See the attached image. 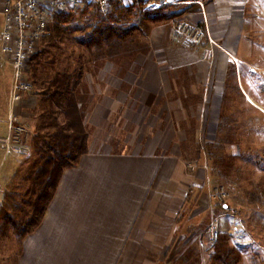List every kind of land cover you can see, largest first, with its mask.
<instances>
[{"label": "crops", "instance_id": "crops-1", "mask_svg": "<svg viewBox=\"0 0 264 264\" xmlns=\"http://www.w3.org/2000/svg\"><path fill=\"white\" fill-rule=\"evenodd\" d=\"M203 2L190 20L206 21L215 45L185 48L173 39L171 24L158 23L147 55L125 69L106 62L85 76L91 102L97 98L93 108L107 101L103 113L146 115V121L135 123L132 151H97L90 138L89 153L63 173L16 264H211L210 237L196 234L206 223L229 236L240 264L252 263L248 247L256 239L245 228L246 209L228 203L224 210L211 198L217 182L209 148L223 145L230 156L234 146L247 147L264 155V0ZM4 62L11 75L0 139L9 137L12 115L29 135L27 148L0 143V208L31 151L38 103L34 92L12 100L14 70ZM188 129L196 160L187 157ZM249 222L263 225L264 219L255 215Z\"/></svg>", "mask_w": 264, "mask_h": 264}, {"label": "trees", "instance_id": "trees-1", "mask_svg": "<svg viewBox=\"0 0 264 264\" xmlns=\"http://www.w3.org/2000/svg\"><path fill=\"white\" fill-rule=\"evenodd\" d=\"M169 8H151L136 0L130 6L113 3L106 14L91 5L56 17L29 62V81L37 88L33 92L38 96V122L30 138L31 155L5 192L1 240L13 236L21 245L43 220L63 173L89 153L91 131L82 109L85 76L106 62L125 69L147 55L150 31L166 17L160 10ZM72 44L80 50L70 48ZM213 247L211 264L241 263L240 251L230 245L228 235L222 234Z\"/></svg>", "mask_w": 264, "mask_h": 264}, {"label": "rangeland", "instance_id": "rangeland-1", "mask_svg": "<svg viewBox=\"0 0 264 264\" xmlns=\"http://www.w3.org/2000/svg\"><path fill=\"white\" fill-rule=\"evenodd\" d=\"M197 8L201 7L199 5H183L171 7V9H166L167 11L160 10V13L163 15L166 13V17L160 23L165 22L164 24L168 23L172 25V23L177 20H181L182 18L192 22V20H190V15L193 17L196 16L198 13ZM173 11H181V14L186 11V13L184 16L182 15V18H177L179 16L174 17L172 14H170ZM70 48H73L77 52L80 50L77 44L70 45ZM0 57H2V55H0ZM4 61L5 60L0 61V122L4 121L2 109L4 108V97L6 91L9 92L10 89L11 75L8 65L6 66ZM83 89L84 95L82 109L86 114V124L91 131V137L95 144V150L98 151V149H100L101 151L106 150L107 152L113 153H119L123 149H130V151H132L133 145L137 141L136 136L133 134L136 126L135 123L141 120L146 121L147 116H134L131 114L129 115V119H125L127 117L120 113H103V109H107L106 105H108V102L106 101V103L101 104L96 109L93 108L94 105L92 106V104L96 102L97 98H93L92 103L91 92L88 90L89 88H87V85L83 84ZM36 90L37 88L33 86V91L35 92ZM86 91L88 93H86ZM35 116L36 117L34 120L38 122L37 114ZM158 116L159 115H154L152 121L157 120V118L159 119ZM149 119L150 118H147V121H149ZM186 132L187 139L185 141V149L187 152L189 151L187 157L188 159L196 160L198 147L196 145H190V143H192L194 140L192 138L194 131L193 129H188ZM183 134L185 133L183 132L182 135ZM138 137L140 138V135ZM101 143H105L106 146L103 147ZM25 148H27L26 144ZM183 148L184 146H181V149ZM237 149L238 148L234 146L232 152L233 155L229 156L226 153V148L223 145H217L215 147L209 148L211 156L210 158L211 161H213L212 165L216 168V173L213 174L214 178L217 182V185L224 186L229 193L230 197L227 201V204L234 203L236 206L246 209L245 213L247 215L245 217L249 219V221L250 219H253L255 215H259L264 219V173L262 172L264 169V155H262V152L260 151L257 152L248 150L247 147H243L241 151H238ZM30 155L31 151L29 152V155L25 152V161ZM249 221H245V228L248 230L247 233H249V231L250 233L253 232V237L256 239V241L249 246L250 248L248 247V249H251L250 251H253L251 258L252 263L249 264H264V222L263 225L256 224V226H251ZM209 226L210 223H206L205 225L201 226L197 230L196 234L204 232V234L208 237L209 234L206 232V230ZM219 235V237H221L222 234L219 233ZM212 244L213 243L211 242L210 238V245ZM19 249L20 243L17 238L10 236V238L7 239H0V264H16Z\"/></svg>", "mask_w": 264, "mask_h": 264}, {"label": "built area", "instance_id": "built-area-1", "mask_svg": "<svg viewBox=\"0 0 264 264\" xmlns=\"http://www.w3.org/2000/svg\"><path fill=\"white\" fill-rule=\"evenodd\" d=\"M136 0H2L0 7V55L8 61L14 70L12 100L19 102L24 94L33 92L28 79L29 62L40 49L44 37L57 16L64 13L76 14L86 6L96 5L104 13H108L112 4L120 2L130 6ZM147 7L162 8L183 5H199L203 8V0H141ZM130 4V5H129ZM173 39L185 48H202L216 43L211 38L207 22L195 24L187 20H177L172 24ZM210 57L211 51L205 49ZM10 135L0 139L5 146L23 147L29 135L25 123L17 116L9 119ZM17 150V149H16ZM224 186L215 185L211 198L217 205H224L229 199ZM207 232L214 243L219 238L217 226L211 224Z\"/></svg>", "mask_w": 264, "mask_h": 264}, {"label": "water", "instance_id": "water-1", "mask_svg": "<svg viewBox=\"0 0 264 264\" xmlns=\"http://www.w3.org/2000/svg\"><path fill=\"white\" fill-rule=\"evenodd\" d=\"M223 207H224L225 209H227V208H228L227 203H225V204L223 205Z\"/></svg>", "mask_w": 264, "mask_h": 264}]
</instances>
